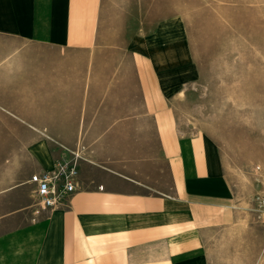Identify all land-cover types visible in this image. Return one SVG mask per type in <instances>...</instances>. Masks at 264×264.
<instances>
[{
    "label": "crops",
    "instance_id": "0c3cea01",
    "mask_svg": "<svg viewBox=\"0 0 264 264\" xmlns=\"http://www.w3.org/2000/svg\"><path fill=\"white\" fill-rule=\"evenodd\" d=\"M185 29L144 0H0V264H236L213 244L243 217L220 152L177 118ZM57 144L108 163L41 209Z\"/></svg>",
    "mask_w": 264,
    "mask_h": 264
},
{
    "label": "rangeland",
    "instance_id": "374dc122",
    "mask_svg": "<svg viewBox=\"0 0 264 264\" xmlns=\"http://www.w3.org/2000/svg\"><path fill=\"white\" fill-rule=\"evenodd\" d=\"M144 4L154 12L156 23L176 17L186 28L195 78L176 104L177 118L204 131L217 147L242 211L239 225L223 230L214 248L225 249L231 255L225 260L236 264H264V224L254 212L256 197L264 194V0H144ZM44 148L54 154V165L76 167L78 188L102 182L93 169L108 163L102 161V146ZM30 183L35 195L37 183L33 178Z\"/></svg>",
    "mask_w": 264,
    "mask_h": 264
},
{
    "label": "built area",
    "instance_id": "2783aa9c",
    "mask_svg": "<svg viewBox=\"0 0 264 264\" xmlns=\"http://www.w3.org/2000/svg\"><path fill=\"white\" fill-rule=\"evenodd\" d=\"M77 170L71 164L56 163L52 170L36 181L35 197L41 209L52 210L64 204L78 189ZM255 212L259 221L264 224V194L255 199Z\"/></svg>",
    "mask_w": 264,
    "mask_h": 264
}]
</instances>
